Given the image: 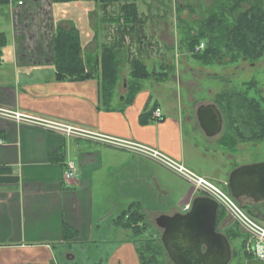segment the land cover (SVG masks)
<instances>
[{"label": "crops", "instance_id": "obj_1", "mask_svg": "<svg viewBox=\"0 0 264 264\" xmlns=\"http://www.w3.org/2000/svg\"><path fill=\"white\" fill-rule=\"evenodd\" d=\"M80 1L100 0H10L0 7V16L8 17V26H0L7 37L0 62V112L56 120L137 142L184 165L186 122L191 120L183 116L179 93L173 90L175 77L180 83L178 60L172 55L177 45L174 34L167 33L170 28L176 33L177 26H144L145 39L127 40L129 60L142 58L152 74L165 70L166 79L142 81L132 102L121 95L107 109L97 79L75 82L55 77L53 4ZM39 14H43L41 26H32ZM51 19L53 26H47ZM74 27L86 52L91 46L96 55V48L111 40L108 26ZM101 33L105 42L100 44ZM125 66L129 69L122 72L126 73L122 89L127 92L130 67ZM170 96L178 108L169 102ZM156 109L162 112L160 119L155 118ZM0 142V169L5 170L0 171V264H141L139 243L127 241L131 232L121 224V213L128 208L141 213L150 195L170 191L172 173L167 168L100 142L19 123L1 113ZM67 162L77 168V177L70 182L64 179Z\"/></svg>", "mask_w": 264, "mask_h": 264}, {"label": "rangeland", "instance_id": "obj_2", "mask_svg": "<svg viewBox=\"0 0 264 264\" xmlns=\"http://www.w3.org/2000/svg\"><path fill=\"white\" fill-rule=\"evenodd\" d=\"M213 2L214 0H140L137 2V5L139 12L146 17L145 26H177L176 33L171 28L167 31L169 35L170 33L174 34L172 37L175 38L174 42H177V44L173 42V44L177 46L175 47V54L172 53V55L178 60V64L176 61V69L179 70L178 75H180V83L178 77H175L173 79V90L179 93L177 102L182 108H179L180 111L183 116H187L191 120V122H186L187 128L189 129V133H186V135L189 134L186 144V161L184 165L183 163L179 164L184 167L186 166L185 168H189L190 171L197 174L207 175L203 178L220 188V190L228 196L229 201H232L244 214V216L238 217L233 211V208H230V202H223V206L218 213L217 231L223 233L225 236L227 235L231 241L232 256L235 252V257L231 264H246L250 259V256L247 255L246 248L252 241L249 235L248 229L250 228L247 221L250 219L251 222L253 221L255 224L264 228V202L256 204L253 200L245 197L240 200L233 199L228 190V178L230 173L238 167L264 162V129H256L258 133H255L253 128V123L256 121L255 117L252 116L248 119L246 111L241 113L234 107L238 99L236 96L231 99L226 96L231 102L229 108L227 102L223 100L222 94L233 93L234 91L236 94H242L247 91L248 97L256 99L264 112V55L254 62L244 59H240L236 62H229L230 58L225 57L221 59V63L203 65L194 58L188 56V53L187 56L182 53L187 51V46H185V48L180 47V42L182 38L184 39L185 24L184 22L183 24L180 23L184 28L178 25V18L186 21L187 25L189 24L188 26H195L193 22L198 20L207 9H210ZM121 4L113 5L114 8H109L108 12L111 14V17L118 14V7ZM182 4H184L185 8H183L184 11L182 13H179L177 8L178 5L180 6ZM189 4L191 7H193V5L197 7V11L190 13ZM51 14H53L56 25L63 26L65 29L70 28L71 25L113 26L112 24H103V12L95 1H80V4H75L73 2H57L53 4ZM39 15L40 16L35 15V18L32 19V26H41L43 14ZM7 19L8 17L6 15L0 16V26H8ZM47 23V26H53L52 19L49 22L47 21ZM146 31L145 29V32ZM82 32L83 37H85L86 32L84 33V30H82ZM89 35H92V32H90ZM86 38L88 41L87 36ZM97 40H99L100 44L105 42L102 33ZM108 42L110 41L107 40V43ZM127 43L128 42H126V45ZM202 43L206 45V43ZM92 48L93 47L90 46V51L88 52L90 56H96L92 53ZM100 48L101 46L97 47L96 50L100 52ZM123 50L124 53L127 51L125 49ZM169 51L171 52V50ZM183 55L185 57H183ZM179 56L182 57L179 58ZM125 65H127V63H125ZM124 67H126V69H123V71L128 72V66ZM149 68L150 70L152 69L151 66ZM123 77H126V73H121L112 99L121 95H127L128 92L122 89ZM252 82H255L256 86L251 89L249 83ZM220 97L223 106L226 108L228 119H225V112L221 111L218 104H216V100ZM170 99L169 102H172L173 105L178 108V104L175 103V100H172L171 96ZM209 104H215L223 116L222 132L213 138H209L203 133L199 127L196 116V111L201 105ZM239 114H245L248 120L244 119L245 116L239 119ZM261 125L264 126L262 123ZM229 130L232 131L236 140L234 145H228L224 141ZM196 146L199 147V149H195L194 147ZM169 172L172 173L168 178L170 191H158L157 195H154L153 198H151L150 195L140 208V210H142L141 221L143 223L141 227L143 229L138 231L141 235L138 236L136 240L139 241L138 253H140L141 264H172L161 243L162 230L157 227L156 219L161 215L173 216L177 213L184 214L188 211V206H192V201L195 197L203 196L196 193L193 185L186 179L170 170ZM127 188L128 186L126 190ZM187 190L188 193L181 199ZM155 192L156 191L153 193ZM127 215H131L130 208H128L126 212H122L121 219L118 218L117 221L120 219L121 224L130 222L126 217ZM137 219L139 218L137 217ZM127 241L133 242L132 233H129ZM98 257H100V255L96 256V258Z\"/></svg>", "mask_w": 264, "mask_h": 264}, {"label": "trees", "instance_id": "obj_3", "mask_svg": "<svg viewBox=\"0 0 264 264\" xmlns=\"http://www.w3.org/2000/svg\"><path fill=\"white\" fill-rule=\"evenodd\" d=\"M137 1L100 0L97 2L103 12V24H112L113 26H108L112 30L109 31L110 42L103 44L96 56H90L85 51L81 34L76 27L71 25L70 28L65 29L57 25L53 47L56 80L82 82L88 79H97L100 85L101 97L107 109L110 108L115 87L125 63H128L130 67V79L126 95L127 103L132 102L137 93L141 91L142 81L152 78L164 81L166 78L163 77L167 75L165 70L152 74L142 58L135 56V58L129 60V50L126 47L127 40L131 41L132 37L139 36L140 39L142 37L146 38L144 33L146 17L139 12ZM9 3L10 0H0V7L7 6ZM117 4H121L118 7V14L111 17L108 10L110 7L114 8L113 5ZM183 8H185L184 4L178 5L179 13L184 11ZM189 8L190 13L197 11V7H194V5L191 7L189 4ZM183 22L185 28L181 26ZM193 23L196 27L188 26L189 24L187 25L186 21L178 18V25L183 27L185 31L180 46H187L189 56L203 65L221 63V59L225 57L230 58L229 62H236L240 59L254 62L264 55V0H214L210 9H207ZM202 42L206 43L205 49L196 52V47ZM6 45L7 37L4 33H0V62L2 49ZM123 49L127 51L124 53ZM249 86L252 89L256 86V83H249ZM222 96L229 108L231 102L228 97L231 99L236 96L238 99L236 100L237 103L233 104L234 107L241 113L246 111L248 119L252 116L255 117L256 121L253 123L255 133H258L257 130L264 129V126L261 125V123L264 124V112L261 105L256 99L249 98L247 91L242 94H236L234 91L233 93H224ZM221 97L216 100V104H218L221 111L225 112V119H228ZM242 116H245V120L247 119L245 114H239V119ZM224 141L228 145L236 143L231 130L228 131ZM61 157L62 155H60ZM2 170L5 171L0 169V171ZM141 216L138 211H131V215L126 216L130 222L122 224L124 228L132 233V240L135 243H139L135 235L140 236L141 234L138 231L143 229L141 227L143 223ZM226 237L230 241L227 235ZM234 257L235 252L233 253ZM139 258L141 257L139 256Z\"/></svg>", "mask_w": 264, "mask_h": 264}, {"label": "water", "instance_id": "obj_4", "mask_svg": "<svg viewBox=\"0 0 264 264\" xmlns=\"http://www.w3.org/2000/svg\"><path fill=\"white\" fill-rule=\"evenodd\" d=\"M196 116L207 137L222 132L223 116L215 104L201 105ZM228 189L235 200L245 197L256 204L263 203L264 162L234 169L228 178ZM218 213L215 200L198 196L186 214L161 215L156 219L162 230L161 243L172 264H230L232 248L226 236L217 231ZM247 264L264 262L250 260Z\"/></svg>", "mask_w": 264, "mask_h": 264}, {"label": "built area", "instance_id": "obj_5", "mask_svg": "<svg viewBox=\"0 0 264 264\" xmlns=\"http://www.w3.org/2000/svg\"><path fill=\"white\" fill-rule=\"evenodd\" d=\"M18 5L22 6L23 2L19 1ZM204 48L205 45L201 43L199 46L196 47L195 51L201 52L202 50H204ZM0 113L9 118L14 117V119L19 123L32 124L37 127L44 128L47 131L61 134L68 138L84 139V140L100 142L107 146H112L114 148H118L127 151L129 153H133L141 157L147 158L149 160H153L159 165L164 166L170 171L186 179L189 183L193 185L195 192L198 193L199 195L210 197L211 199L215 200L219 205V209H221V207L223 206V202L224 203L230 202V208L231 209L233 208V211L236 213V215L238 217L244 216L241 210L237 208L232 201H229L228 196L225 195L220 190V188H218L216 185L211 183L209 180L197 176L192 171L188 170L184 166L180 165L178 162L174 161L173 159L169 158L168 156H166L165 154L161 153L160 151L154 148L133 141L111 138L108 136L97 134L95 132L89 131L79 126L66 124L56 120H49V119H44V118L24 115V114H13L5 111ZM154 115L156 119H160L162 117L161 110L156 109ZM1 145L2 142H0V146ZM64 177H65L64 179L67 182L76 179L77 168L74 162L66 163ZM188 207L189 209H191V205ZM189 209L187 212L190 211ZM187 212H185L184 214H186ZM249 220L250 219L246 221L248 222L247 224L251 229V230L248 229V231L252 241L247 245L248 246L246 248L247 255L250 256L249 260L264 262V228L260 227L259 225L255 224L253 221L251 222V220L250 221Z\"/></svg>", "mask_w": 264, "mask_h": 264}, {"label": "flooded vegetation", "instance_id": "obj_6", "mask_svg": "<svg viewBox=\"0 0 264 264\" xmlns=\"http://www.w3.org/2000/svg\"><path fill=\"white\" fill-rule=\"evenodd\" d=\"M219 212H220V209H219ZM219 232V231H218ZM219 233H221V232H219ZM221 234H223V233H221ZM224 235V234H223ZM227 238V237H226ZM228 239V238H227ZM229 241V240H228ZM230 243V242H229ZM231 245V244H230ZM233 261V256H232V259H231V262ZM250 261V260H249ZM249 261H247L246 262V264L249 262ZM231 262H230V264H231Z\"/></svg>", "mask_w": 264, "mask_h": 264}]
</instances>
